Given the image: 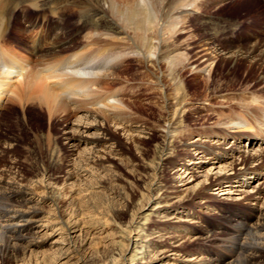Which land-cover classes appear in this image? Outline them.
I'll return each instance as SVG.
<instances>
[{"label": "bare ground", "instance_id": "obj_1", "mask_svg": "<svg viewBox=\"0 0 264 264\" xmlns=\"http://www.w3.org/2000/svg\"><path fill=\"white\" fill-rule=\"evenodd\" d=\"M54 1L56 0H0V103L6 100L8 102H16L21 106L23 116L26 114L27 104H31L34 108L44 112L48 120L61 116L64 123L70 124V127L67 126V128H64L63 137H61L67 141V145L69 146L70 144L74 146L79 137L83 139L84 134L81 136V133L87 132L89 129L97 128L104 132V117L109 122L112 121L118 129H124V125L126 123L130 124L132 121L131 115H129L130 113L126 111L124 101L119 98L118 91L112 92L105 88L106 80L110 76L117 74L116 71L125 61H130L128 60V55L130 54L135 55L133 56L135 62H140L141 66L147 64L143 75L149 77L150 80H154V84L155 86L157 85L158 89L164 87L165 89H162L165 90V98L167 99L169 95L172 96L178 106L174 112L176 105L173 103L172 105L167 104L169 111L167 112V116H165L166 128L163 132V141L166 148H163L164 150L162 149L164 153L161 161L165 157V161L170 158L171 152L168 151L171 150L173 140L176 135H182V131H178L177 129L178 120L176 121V116L183 101H185V97L179 95L182 94L181 91H187V87L185 86L187 71L189 72L191 70L194 74L204 73L207 75L202 83L203 88L206 90L205 100L207 101L210 97L213 98L217 95V93L220 95L227 93L229 91L227 89L232 88L235 83V81L230 83L226 79L214 80L215 62L218 57H224L222 58L224 62L229 60L234 63L246 62L252 74L254 71H261L260 68L264 67V41L251 42L252 44H249L247 48L240 45H232L227 46L228 48L225 49L224 47L226 46L221 47V43L219 42L221 38H219V34H222V32L225 33V30L219 31L213 21L204 23L209 32L207 36L204 34L205 36L203 38L199 36L201 38L200 40L198 39L200 48L198 51L193 52L195 50H192L194 48L191 45L196 41L195 39H197V32L199 30L196 31L193 28L187 30L189 28L188 25L192 27L198 25L195 24L194 26L191 24L194 18L190 17V14L188 15L187 13L192 12L196 15L200 13L201 15L199 14V16L193 15L199 18L198 20L208 19L202 17L203 14L200 12L203 6L201 4L203 0H199V3H197L198 0H176L173 4L167 6V11L163 14L156 12L151 0H105L107 8L101 6V0L74 2H71V0H59L60 4H64L65 7H62L65 12H72L75 8L81 9L80 18L76 21V25L80 28V33H83V31L84 33L86 32V36H84L86 44L81 49H76L77 51L70 54L66 59H53L58 55V46L61 48V44L54 38L62 37L64 32H66L65 29H61L62 34H59L61 32L59 29V33L54 34L52 36L53 38H49L48 35V37L45 36L42 40H38L36 57L31 52L30 46L28 52L21 55L3 45V40L9 37V34L13 33V30L10 29L11 25H14V20H17L19 17L13 12L15 10H18V13L23 12L18 9L19 5L22 3L24 5L26 4V7L33 9V13L45 14L48 12L51 15L54 12L51 5L48 6V3L51 2L52 5H55L53 4ZM56 3L59 5L58 2ZM106 10L109 11V14ZM11 13L15 15L14 19H12L13 16L10 15ZM57 14L61 17L63 16L61 12H57ZM27 22L29 26H32L33 23L36 24L38 21ZM198 23L201 24L203 22ZM204 24H201V27ZM22 30L26 31V33L28 32V40L31 38V34L34 37L33 30H25L24 28ZM90 31H94L97 34L95 39L89 37ZM46 33L47 31H45V35ZM233 34H236V32H233ZM184 35L186 37L181 41ZM46 39L51 42L54 39V41L50 49L43 51L41 44L42 42H47L45 41ZM94 61H97V63L89 66ZM159 68L161 69V72H159L163 75L161 81L159 76H156V73L151 71L152 69L158 72ZM248 78L250 81L252 80L250 77ZM211 80L214 83V89L212 88L213 83L207 87ZM249 80L246 81L243 89L241 87V90H239L244 91L248 89L249 91L246 92L252 93L249 94L248 99L246 96L240 95L242 93L230 96L231 99L235 100L234 102L229 101L227 98L228 95L226 94L221 96V98L228 100L229 112H226L227 108L225 107L219 108V116L222 118L219 120L223 122L215 128V130L220 132V134L214 137L215 140L218 139V142H220V138L228 136L227 133H236L231 137L232 139L237 141V139L246 138L247 142H259V144L257 143L258 145L261 143L259 147L261 148L263 146L264 100L261 99V96L255 95L257 94L255 92L257 89L253 88H256L255 86L260 84L264 85V73L261 71L260 75L257 74V76H254L253 81L257 85L255 84L253 86ZM16 82L19 84L15 87L14 84ZM21 86H24L25 90L20 89ZM246 101L250 102L246 103ZM238 105L241 106V109L234 110L233 107ZM198 109L199 107L192 108L187 115H190L193 111L196 112ZM73 113L77 117L76 121L79 123L74 124L77 127H72L73 124L68 121V118H65L69 115L74 117ZM78 113L81 116H78ZM180 114H183V110H181ZM107 115L108 117L111 116L108 118ZM99 118L102 121H99ZM23 121L27 122L26 117H23ZM241 125L244 127H240ZM228 126L231 129H228ZM68 127L73 131L69 132ZM127 131L130 130L128 129ZM133 132L147 134V131H139V128H136ZM240 133L241 135H238ZM106 135L104 133L102 135L94 134L92 136L90 135L91 137H86L89 138L87 139L88 143L91 141L94 144L103 142L107 149H115L112 147L110 140L105 138ZM200 138L194 142H190L191 144L187 146L188 148L185 146L186 150L188 149V156L186 154L185 156L190 159L183 166V168L186 167V170L179 169V172L186 174L188 171H191V166L202 163L199 160L203 161L204 159L212 158L219 163L221 160L227 159L224 167L220 168L222 172L226 170V173L222 176L220 174L212 175L208 179L207 190H213L212 188H222L221 190H224L223 187H227L229 190L216 195L223 196L225 194L238 193L242 197L241 199L247 202V204L241 203L247 209H234L229 214L225 212L221 213V215L216 217L217 220L219 219L217 224L209 222L204 228L199 227L201 220L205 219L204 217H197L195 219V216H191V221L181 220L184 223L188 222V227L196 225L200 228L190 229L186 227V231L192 230L197 232L200 230L198 237L195 236L193 238L196 233L191 236L195 240V244L203 248V251L200 250L197 254H204L207 255V258L209 257L208 259L206 258V264H235L239 260V264H264V208L259 209L255 204H251V201H257L261 198L264 187H253L251 192L242 188L245 183L250 182V179L260 175L259 172L262 173L264 171V148L258 152H250L247 156L243 150L233 148L232 146L223 150L216 143L215 145L219 146L218 150L209 151L202 145L205 139L203 137ZM51 144L49 143L48 148H50ZM183 150H185L184 147ZM221 150L222 152H220ZM190 151H194V153L192 154ZM54 154L55 151L50 152L48 159L50 166L59 165L56 159L58 155L56 158H53L55 156ZM79 155L77 156L76 154V158L72 159L68 166H66L67 171L64 176L66 181L68 179L74 180L91 177L92 172L89 169H94L92 167H98L102 169V172L106 171L107 167L104 163V158L99 157L96 153L92 152V154L89 153L85 156ZM75 156L73 155V157ZM86 164L92 167L89 166L90 168L87 169ZM241 165L245 167L238 168ZM18 168V164L13 163V167L8 170V173L12 176H6L9 179L7 181H3V176H0V252H4V258L8 261L15 262L19 260L21 255L29 252L34 253L36 247L41 245L46 246L50 237L55 235L57 226L60 227L59 231L61 229L68 236L71 230L74 233H81L85 232V230L92 232L99 229V227L89 226L86 221H74L72 219L73 216H71L73 214L68 215L64 204L62 205L61 198L47 195L40 198L35 196L31 186L35 188L42 180H46V182H49V188H51V184H54L55 182L53 181L57 179L54 177V174L44 170L40 174V177H42L40 182L36 180L31 184L24 185L16 179L23 173ZM192 178H195V176L192 175L190 179ZM180 182L184 183L186 180H181ZM261 185L264 186L263 181ZM46 186L44 185V187ZM102 186L104 184L101 181L95 183L94 187L95 189H101L100 187ZM172 196L175 197L169 200L171 202L170 204L163 205V202H159L157 203V209L168 207L169 212L175 211L176 213L179 210L185 211V206L190 204L188 202L190 201V194L184 198H178L180 195L177 194H173ZM228 199L230 200V198ZM228 199L224 200L229 201ZM239 200L231 198L230 201L235 202ZM216 201L217 203L223 204L220 200ZM46 206L49 207L48 211L45 210ZM161 212L164 213L162 210ZM242 212L245 213L243 217L240 216ZM181 214L183 215V211ZM166 218V215H161L163 221ZM136 223H138L136 220H132L129 223L134 233L136 230L134 225ZM177 228L173 232L174 235L178 231ZM48 231L52 232L49 233ZM161 238L162 236H156L153 239L150 238L153 241L148 244L159 246ZM70 240L72 239L70 238ZM19 243H22V245ZM77 243L78 241L69 242L71 247L76 250L75 252L79 254V247L83 243H78V247ZM144 245L147 246L146 243ZM171 247L175 246L171 244L166 245V250L160 253L163 255V253L174 251L175 255L179 256V261H189L184 259L186 256L180 254V246H177L175 250L168 249L167 251V248L171 249ZM148 248H151V246H148ZM230 255L234 258L224 263L222 260H225ZM81 257L78 258V262L85 264L84 259ZM157 260L159 258L153 259L154 262Z\"/></svg>", "mask_w": 264, "mask_h": 264}, {"label": "rangeland", "instance_id": "obj_2", "mask_svg": "<svg viewBox=\"0 0 264 264\" xmlns=\"http://www.w3.org/2000/svg\"><path fill=\"white\" fill-rule=\"evenodd\" d=\"M74 1L83 0H71V2ZM151 1L153 2L156 12L158 14H163L167 11V6L173 4L176 0ZM56 2H58L59 7H65L63 3L60 4L59 0L54 1L53 4L57 5ZM197 3H199V0ZM100 4L107 8L105 0H101ZM201 4L203 5L200 10L203 14L202 17L208 19L198 20L199 18L194 16H199L200 13H197L198 15L192 12L187 13L188 15L190 14V17L194 18L191 24L194 26L195 24L199 25L195 27L188 25L189 28H187V30L192 28L196 31L199 30L197 32V39H195L196 41L191 45V47L194 48L192 50H195L193 52H196V50L198 51L200 48L199 40L205 35L207 36L209 31L204 23L209 21H213L219 31L225 30V33L222 32V34H219V38L221 37L219 42L221 43V47L226 46L224 47L225 49L228 48L227 46L232 45H240L247 48L249 44H252L251 42L264 41V0H203ZM24 6L27 5L25 4ZM27 10V13H33V9L27 7ZM68 12L70 13L68 14ZM80 12V8H75L72 12L64 11V21L66 23L61 24L64 27L62 26L63 28H60L62 30L65 29L66 32H64L62 37L59 36V39L54 38L61 44V48L58 46L59 52L55 57L56 59L53 58L54 60L66 59L70 54L81 49V47L86 44V40L84 39L86 32L84 33L83 31V33H80V28L76 25V21L80 18ZM35 13H33L32 19H28L26 14H24V18L25 20L27 18V21H38L36 24L40 26L41 22L38 18L42 13ZM107 13L109 14V11H107ZM59 18L62 17L60 16ZM198 22H203L201 23L204 24L203 27H201L202 25ZM22 23L20 17L14 21L13 26L15 30L12 28L13 35L17 38L10 42L12 39L11 36L6 37L3 40V45L17 54L24 55L28 52L29 46L25 44V41L28 40V32L26 33V31L22 30L24 28ZM59 26L60 25H55V23H53V27H50L49 31L47 25L48 30L46 35L44 31L38 40L40 41L45 36L48 37V35L49 38H53L52 36L54 34L59 33ZM62 30L59 34H62ZM233 32H236V34H233ZM254 35L256 36L255 38ZM89 37L95 39L97 34L94 31H90ZM185 37L184 35L181 41L184 40ZM39 41L37 43H39ZM45 41H47V39ZM52 42L48 40L45 43H51L52 47ZM36 54L37 51L33 53L34 57H36ZM133 56L135 55H128V60L130 61H125L116 71L117 74L110 76L106 80L105 85V88L109 89V91H118L119 98L124 101L126 111L131 115L132 121L130 124L126 123L124 129H118L112 121L109 122L108 119L104 117V132L97 128L89 129L87 132L81 133V136L84 134L83 139L79 137L74 146L73 144L69 146L67 145V141L61 137H63L64 128H67L70 124L64 123L61 116L48 120L44 112L34 108L31 104L26 105V114L23 116L21 113V106L16 102H8L6 100L0 103V176H3L2 180L7 181L9 179H7L6 176H12L8 173V170L13 167V163H17L20 170L23 171L22 175L18 176L16 179L19 183L24 185L31 184L36 180L40 182V180H42L40 174L44 170H47L54 174V177L57 179L53 181L55 183L51 184V188H49V182H46V180H42L35 188L31 186L35 196L40 198L47 195L61 198L62 205L64 204L68 215L73 214L71 216L74 217H72L74 221H86L89 226L95 228L99 227L98 230L92 232L85 230V232L74 233V231L71 230L69 236H72V238L61 229L59 231L60 227L57 226V231H55V235L48 240V245L36 247L34 253L29 252L25 255H21L19 260L15 262L8 261L4 258V252L2 251L3 253L0 252V264H80L78 258L81 256L85 264H206L207 255L197 254L200 250L203 251V248L195 244V240L193 239L195 236H199L198 233L200 230L197 232L192 230L186 231L188 222L184 223L181 222V220L191 221V216H195V219H197V217H204L205 219L201 220L199 224L200 228H204L209 222L217 224L219 219L217 220L216 217L221 215V213L225 212L229 214L234 209H247L241 204H247V202H244L238 193L225 194L223 196L216 195L229 190L227 187H223L224 190H221L222 188L207 190L208 179L212 175L220 174V176H222L226 173V170L222 172L220 168L224 167L227 159H223L219 163L212 158H207L203 161L199 160V162L202 163L191 166V171H188L186 174L179 172V169H183V171L186 170V167L183 168V166L185 163H188V159H190L186 157L188 156V149L186 150V147L191 144L190 142L201 139L200 137L205 139L202 145L209 151H217L219 146H221L223 150L232 146L233 148L243 150L248 156L250 152H258L260 149L264 148V144H262L263 146L260 148L259 146H261V143L260 145H258L259 142L250 143L247 142L246 138L237 139V141L232 139L231 137L236 133H227L228 136L220 138V142H218V139H214L216 135L220 134L215 128L223 122L219 120L222 119L219 116V108L225 107L227 108L226 112H229V102L226 98H221V96L226 94L228 95L227 98L229 101L234 102L235 100L231 99L230 96L242 93L240 95L246 96L248 99L249 94L252 93L246 92L249 91L248 89L244 91L239 90H241V87L243 89L244 84L249 80L248 77L252 79L251 81L249 80V82H252L254 86L256 84V82L253 81L254 76H257V74L260 75L261 71L264 73V67L260 68L261 71L257 70L252 74L250 68H248V63H234L231 60L224 62L222 59L224 57H218L215 62L214 80L226 79L230 83L233 81H235V83L232 88L227 89L229 90L227 93L221 95L217 93L213 98H207V101L205 100L206 90L203 88L202 84L203 79L206 78L207 75L204 73L194 74L191 70L189 72L187 71L185 79L187 91L185 92L183 87L182 90L184 92L181 91L182 94L179 95L181 97L184 96L185 101H183L176 116V121L178 120L177 129L178 131H182V135H176L173 140L171 150L168 151L171 152L170 158L165 161V157L163 161H161L164 153L163 148H166L163 141V132L166 128L165 116H167V112L169 111L167 104L172 105L173 103L176 105V101L173 100V97L170 95L166 99L165 90H163L165 88L162 87L163 89H158L157 85L155 86L154 84V80H150L149 77L143 75L147 64L141 66L140 62H135ZM151 71L156 73V76H159L160 81L162 80L163 75L160 73V68L158 72L152 69ZM211 83H213L212 80L207 87L211 86ZM18 84L19 83L16 82L14 84L15 87ZM257 86L253 88L257 89V91H255L257 94L255 95L261 96V99L264 100V85L260 84ZM23 87L24 86H21L20 89L25 90V87ZM212 88L214 89V83ZM248 102L250 101H246V103ZM177 107L176 105L174 112ZM195 107H199V109L187 115L188 112ZM180 109L183 110V114H180ZM233 109L240 110L241 106H234ZM79 115L78 113V116ZM23 117H26L27 122L23 121ZM65 118H68V121L73 124L72 127H77V125L74 124H79L76 121L77 117L75 115L74 117L69 115ZM89 119H91V117H89ZM98 120L102 121L100 118ZM69 127V132L73 131L69 129ZM240 127L244 126L241 125ZM136 128H139V131H147V134L133 132ZM227 128L231 129L229 126ZM128 129L130 131H127ZM232 132H234V130H232ZM104 133L105 135L107 134L105 138L110 140L112 147L115 149H107L103 142L94 144V142L91 141L88 143L87 139L89 138L86 136L91 137L94 134L102 135ZM242 133L246 134L245 132ZM238 135H241V133ZM49 143H52L50 148H48ZM216 143H218L219 146L215 145ZM183 147L185 150H183ZM51 151H55V156L53 158H56L58 155L56 159L59 161H57L59 165L50 166L48 159ZM92 152L104 158V163L107 167L106 171L102 172V169L89 165L94 168L91 169L86 164L87 169L90 168L89 170L92 172L91 177L74 180L68 179V181H66L64 177L67 171L66 166H68L72 159L76 158L75 155L77 154L78 156L81 154L79 156H85L89 153L92 154ZM190 152H192V154L194 153V151ZM220 152H222V150ZM73 155L75 157H73ZM244 167L245 166L241 165L238 168ZM259 173L260 175L250 179V182L245 183L242 188L251 192L253 187H264L261 185V182H264V171ZM192 175L195 176V178L190 179ZM181 180H186V182H180ZM101 181L104 186L100 187L101 189H95V183ZM44 185L47 186L44 187ZM238 186L240 185L238 184ZM262 193L261 198L257 201H251V204H255L259 209L264 208V189ZM173 194L180 195L178 198H184L190 194V201H188L190 204L185 206V211L179 210V212L176 213L175 211L169 212L168 207H166L167 209H157V203L159 202H163V205L170 204L171 202H169V200L176 196H172ZM156 198L158 199L156 200ZM223 198L240 200L232 202L229 199V201H225ZM216 200L222 201L223 204L217 203ZM45 210L48 211L49 207L46 206ZM161 210L164 213H160ZM182 211L183 215L181 214ZM50 212L53 213L52 210H50ZM244 214L245 213L242 212L240 216L243 217ZM161 215H166V222L162 220L163 218L161 219ZM132 220L138 222L134 225L136 228L135 233L132 231L133 228H131V225H129ZM176 227H178V231L175 232L174 235L173 232L176 231ZM199 227L192 225L188 228L200 229ZM48 230L50 229L48 228ZM48 232L50 233L52 231ZM193 234L195 235L192 238L191 236ZM156 236H162L159 246L148 244L153 241V237ZM62 237L65 238V241ZM70 238L72 240H70ZM71 241L83 243L82 246L79 247V254H77L75 252L76 250L69 244ZM145 243L147 246L144 245ZM19 244L22 245V243ZM170 244L175 247H171V249L167 248V251L168 249L175 250L177 246H180V254L186 256L184 259L189 261H179V256H176L174 251L166 252L162 255L160 252L165 251L166 245L168 246ZM148 246H151V248H148ZM154 258H159V260L154 262ZM233 258L234 257L230 255L222 261L226 263ZM239 261L235 264H239Z\"/></svg>", "mask_w": 264, "mask_h": 264}]
</instances>
